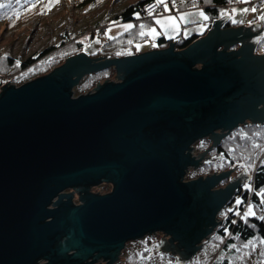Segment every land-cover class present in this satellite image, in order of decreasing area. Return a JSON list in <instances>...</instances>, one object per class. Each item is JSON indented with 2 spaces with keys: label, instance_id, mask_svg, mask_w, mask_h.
I'll return each instance as SVG.
<instances>
[{
  "label": "water",
  "instance_id": "1",
  "mask_svg": "<svg viewBox=\"0 0 264 264\" xmlns=\"http://www.w3.org/2000/svg\"><path fill=\"white\" fill-rule=\"evenodd\" d=\"M227 20L181 49L79 52L0 87V264H118L127 242L159 233L153 251L176 264L201 250L248 173L230 178L235 165L183 181L186 170L239 126L264 125V19ZM108 67L116 80L72 95ZM200 138L211 145L194 154ZM102 183L111 190L90 191Z\"/></svg>",
  "mask_w": 264,
  "mask_h": 264
},
{
  "label": "trees",
  "instance_id": "2",
  "mask_svg": "<svg viewBox=\"0 0 264 264\" xmlns=\"http://www.w3.org/2000/svg\"><path fill=\"white\" fill-rule=\"evenodd\" d=\"M63 1L59 0L58 3H52L51 0H23L16 5L5 4L8 6L0 8V87L4 83L20 85L25 81L36 79L62 64L67 57L82 52L84 44L80 41L79 36L81 33H86L87 30V32L92 31L93 37L96 35L101 36L111 23H117L118 21L133 22L134 26L128 31L104 39L96 52L90 55L107 58L123 57L136 53L134 43L146 37V35H141V32L153 27L155 18L160 13L164 14L168 10L172 11L174 9L176 11L177 9L198 8L208 17L205 20L207 27L204 28L203 32L186 37L182 33L171 38L160 35L155 40V48H165L170 42H174L176 48L181 49L197 37L204 35L214 20L223 17L222 13L228 14L231 6L239 3L237 0H164V3H157V9L148 14L143 13V6L153 1L157 2V0H78L72 11L61 10L60 13L62 12V14L56 13L55 18L48 20L54 23L64 16L67 17L68 26L63 27L59 37L51 35V31H49L50 39L47 41L46 47L40 53L36 55L34 53L25 58L23 55L24 48L29 43L32 32L34 33L35 30L28 29L26 31L23 25L35 16L48 18L51 13L63 5ZM33 5L35 6L33 7ZM255 5L257 6V4ZM165 6H167V10H165ZM17 15L19 18H16ZM88 20H93L92 24L87 23ZM78 21H83L82 29L75 27ZM41 24L40 27L42 28L47 23L41 21ZM236 26H240V24L232 23L230 18L224 24V27ZM11 32L13 33L11 34ZM5 33H10V35L6 36ZM57 37L59 38L58 43L55 42ZM19 39H21L20 48L16 55H13V45ZM255 53H264V34L258 40ZM115 74L114 68L109 67L100 72L91 73L72 89L73 93L76 96L84 94L92 90L98 82L102 83L114 78ZM258 127L261 126L247 124L233 130L218 146L212 149V154L217 156V161L202 165L194 171V174L189 176V178H193L198 175L226 171L235 167V165H239L238 168L246 169L247 173L249 171L251 175L250 185L245 189L240 187L235 195L240 193L242 197L238 206L239 213L243 211L244 205L251 204L255 210L254 215L246 218L242 217V214L237 215L235 209L231 208L235 198L234 195L232 200L219 213L221 224L215 229L212 239L209 240L213 250L207 246L208 243L200 250L202 255L207 252H213V254L202 261L196 260L199 255L197 253L184 264H229V259L232 263L233 258L241 254L250 256L244 251L247 248L244 245H248L250 241L251 243L252 241L259 243L258 251L260 252L254 257L261 262L264 261V244L260 242L264 240V216L260 214L263 211L261 203L264 196L258 194L264 190V158H260V156L264 157V152H261L264 150L261 149L259 141H255L257 143H254L255 145L234 142L236 138L234 136L237 133L244 132L245 135L252 136L255 130L258 131ZM255 138L258 139L257 136ZM208 143V139L202 140L200 148L208 147ZM254 146H258L259 150L254 149ZM252 166H254L253 169H251ZM159 237V234L147 235L126 243L122 251L121 263L157 264L159 259L160 264H176L174 255L164 251L154 254L151 250ZM217 246H219V249ZM215 251H219L218 255L213 256ZM237 262L238 259H235L233 263Z\"/></svg>",
  "mask_w": 264,
  "mask_h": 264
},
{
  "label": "rangeland",
  "instance_id": "3",
  "mask_svg": "<svg viewBox=\"0 0 264 264\" xmlns=\"http://www.w3.org/2000/svg\"><path fill=\"white\" fill-rule=\"evenodd\" d=\"M22 1L23 0H20V2H22ZM0 3H2V4H14V5L18 4L17 0H0ZM76 3H78V0H64L62 3L63 5H61V7H58L53 13H51L48 18H41V17L35 16L23 25V27L26 29V31H28V29L35 30L34 33L32 32V35L30 37V41L27 44V46L24 48L25 50L23 49L24 50L23 55L25 58L29 57L30 55H32L34 53H35V55L37 53H40L42 51V49L46 47L47 41L50 39V32L49 31H51V35H53L55 37L56 36L59 37V33L63 29V27L68 26L67 17L64 16L58 22H54V23L49 22L48 20L50 18H55L56 16H54V15H56V13L57 14L60 13L61 10L63 11L65 9H67V10L72 11V9H74V6L76 5ZM255 4H257V6ZM243 9H249V11L243 12L242 11ZM251 9H256V11H251ZM174 10H172V11L168 10L164 14L160 13L156 18L154 17L155 18L154 26L143 32V33H145L144 35H146V37L144 39L139 40L138 42L134 43L135 50H136V53H134V54H137V53L139 54L141 52H146V51L150 52V50L155 49V46H156L155 40L160 35H164L167 38H171V37H175L179 33H182V35L184 37H186V36H189L191 34H199L205 30L204 28L207 27V22H205V20H202L198 15L200 12H202L200 9L195 8V9H182V10L177 9L176 11H174ZM233 10H235V11H233ZM60 14H62V12ZM148 14H150V13H148ZM263 15H264V0H245V2H239V3L231 6L230 11L228 12V18H230L232 23H234L233 20H235L236 21L235 23H239L240 25H242V27L243 26H250L252 23L260 22V18ZM180 16H185L186 19L184 21H180L179 20ZM168 17H176L177 18L176 24L178 25V28L173 29L171 27H162L161 25H158L156 23V20H164V19H167ZM41 21H44L45 23H47V24H44V26L42 28L40 27V26H42ZM92 21L93 20H88L87 23L92 24ZM82 23H83V21H80V22L78 21L75 24V27L82 29L83 28ZM125 25H132V27L134 26L133 22H120V21H118L117 23H111L108 27H106L104 33L101 36L96 35L95 37H93L92 31L87 32L88 30L86 31V33L85 32L81 33V35L79 36V39L84 44L83 52H85L86 55L87 54L91 55L92 53L96 52V50L99 48L100 44L102 43V41L104 39L112 38L114 36L120 35V33H123L124 31H128L129 29L125 30V28H124ZM150 29H155V35L150 34ZM36 30H38V31H36ZM96 31L98 32V30H96ZM12 33L13 32H11V34ZM5 34H6V36L10 35V33L9 34L5 33ZM58 37H57V39H55L56 43H58V41H59ZM20 41H21V39L15 41V43L13 45V50H12L13 55H16L17 51L19 50ZM110 80H116V79L114 77ZM98 83H101V82H98ZM72 95L76 96L75 93H73ZM262 126H261L262 128L261 127L257 128L258 131L255 130L252 133V136H254V137H252L250 135L247 136L244 134V132L237 133V135L234 136V137H236L234 139V142H237V143L243 142L246 144L249 143L251 145L254 143L257 144L255 141H259V143L261 144V149L264 148V125H262ZM255 136H257L258 139H256ZM225 138H223L221 141H223ZM202 140H204V139H202ZM201 142L202 141H200L199 143H196V147L194 146V148H195L194 152H193L194 154L205 151L211 145L210 144L211 141H209L208 147H205V148L201 147L200 148V146H202ZM239 144H241V143H239ZM254 149L259 150L258 146H254ZM261 152H264V151H261ZM263 155H264V153H263ZM207 157H210V158H208V161L203 162L206 160ZM216 157L217 156L212 154V149L209 150L206 153V155H204V157L202 158L201 165H208L210 163H213L214 161L216 162L217 161ZM260 158L262 159L264 157L260 156ZM238 166L239 165H237L234 172L231 173L230 178L236 177V173L243 170V168H240V167L238 168ZM253 168H254V166L251 167V169H253ZM196 170L197 169L190 168L188 171V176H190L191 174H194V171H196ZM230 178L223 180L217 187L224 186L229 181ZM250 179H251V175L248 171V177L243 181V183L241 185V187H243V189L247 188L250 185V183H249ZM224 181H226V182L223 183ZM246 185H247V187H246ZM241 199H242V197H241L240 193L236 194L235 198L233 200V205L231 207V208L235 209V213H237V215L242 214V217H243V214L248 210L249 207H251L253 212H255L253 205L249 204V205H244L243 211L239 213L240 210L238 209L239 204L237 203V201H241ZM262 209H263V207H262ZM260 214H262L264 216V209ZM250 216H253V215H250ZM218 218L221 220V217H219V214H218ZM212 236H213V234L208 238V240L203 244L202 247H204L206 243H208L207 246L209 248L213 247V246L211 247V245L209 244V240L212 239L211 238ZM129 242H127V243H129ZM260 246H261V244H260ZM258 247H259V243L256 241H252V243L248 244V247L244 250L245 253L250 255V256H247L245 254H241L240 256L234 257L232 260V263H231V259H229V264H239L240 262H241V264H264V261L261 262L260 260H258V258L256 259V257H254L255 255H257L260 252V251H258ZM217 248L219 249V246H217ZM151 250L153 251L152 248H151ZM212 250H213V248H212ZM158 252H159V249L153 251L154 254H157ZM218 252L219 251H215L213 256L218 255ZM198 253H199V255H198V257H196V260H202V261L207 256L209 257L210 254L211 255L213 254V252H207V253H204V255H202V252L200 254V251ZM121 259H122V253L120 255V261H118V264H122ZM235 259H238L237 263H233ZM174 261H176V259ZM157 264H160L159 259L157 261Z\"/></svg>",
  "mask_w": 264,
  "mask_h": 264
},
{
  "label": "snow or ice",
  "instance_id": "4",
  "mask_svg": "<svg viewBox=\"0 0 264 264\" xmlns=\"http://www.w3.org/2000/svg\"><path fill=\"white\" fill-rule=\"evenodd\" d=\"M19 2H20V0H17V3H19ZM51 2L52 3H58L59 0H51ZM237 2H245V0H237ZM157 3L158 4L164 3V0H157ZM7 6L8 5H5V4L0 3V8H4V7H7ZM34 6L35 5H33V7ZM165 10H167V6H165ZM233 11H235V10H233ZM242 11L243 12H248L249 9H243ZM251 11H256V9H251ZM198 15H199V17L202 20H207L208 19V17L203 12H200ZM227 15H228L227 13H222V16H227ZM16 18H19V16L17 15ZM261 18L264 19V16H262ZM185 19H186L185 16H180L179 17V20L180 21H184ZM176 20H177L176 17H168L167 19H164V20H156V23L158 25H161L162 27H171L173 29H176V28H178V25L176 24ZM233 22L235 23L236 21L233 20ZM124 28H125V30L130 29V28H132V25H125ZM144 34L145 33L141 32V35H144ZM150 34L155 35V29H150ZM262 150H264V148H262ZM242 167H243V165H242ZM246 187H247V185H246ZM258 194L264 196V190H262V192L261 193H258ZM237 203L239 204L240 201H237ZM262 203H264V201H262ZM250 215H254V212H253V210H252L251 207L248 208V210L243 214V216H244V218H246V217H248ZM260 242L262 244H264V240H262ZM249 244H251V241L249 242ZM244 246L245 247H248L247 244L244 245Z\"/></svg>",
  "mask_w": 264,
  "mask_h": 264
},
{
  "label": "flooded vegetation",
  "instance_id": "5",
  "mask_svg": "<svg viewBox=\"0 0 264 264\" xmlns=\"http://www.w3.org/2000/svg\"><path fill=\"white\" fill-rule=\"evenodd\" d=\"M200 141H202V138H200V139H198V140H196V141L194 142V144H193V152H194V149H195L194 146L196 147V143H199ZM201 162H202V161H201ZM201 166H202V165H200L198 168H200ZM198 168H196V169H198ZM189 169H190V168H188V169L186 170L185 175L183 176V181H187V180H189V179H193V178H195V177H193V178H189V176H188V171H189ZM235 169H236V168H235ZM198 176H201V175H198ZM198 176H196V177H198ZM111 188H112V185H111L110 183H102V184H100V185H98V186L91 187V188H90V191H91L92 193L104 194V193H107L108 191H110ZM76 202H77V196H74L73 203H74V204H77ZM159 235H160L159 240H162V239H163V235H162V234H159ZM159 240H158L157 242H159ZM157 242H156V243H157ZM156 243H155V244H156ZM155 244H154L153 246H155ZM43 261L45 262L46 260H43ZM43 261H42V259H39L38 264L42 263Z\"/></svg>",
  "mask_w": 264,
  "mask_h": 264
},
{
  "label": "built area",
  "instance_id": "6",
  "mask_svg": "<svg viewBox=\"0 0 264 264\" xmlns=\"http://www.w3.org/2000/svg\"><path fill=\"white\" fill-rule=\"evenodd\" d=\"M153 6H155V4H154V5H152V6H150V7H148V8H147V10L151 9Z\"/></svg>",
  "mask_w": 264,
  "mask_h": 264
}]
</instances>
